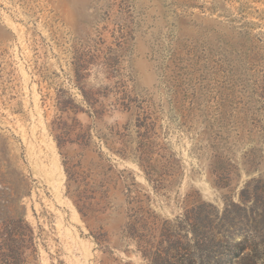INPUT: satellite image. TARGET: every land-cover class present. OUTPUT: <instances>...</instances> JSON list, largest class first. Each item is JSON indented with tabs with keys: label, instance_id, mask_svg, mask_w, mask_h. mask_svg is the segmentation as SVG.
<instances>
[{
	"label": "rangeland",
	"instance_id": "1",
	"mask_svg": "<svg viewBox=\"0 0 264 264\" xmlns=\"http://www.w3.org/2000/svg\"><path fill=\"white\" fill-rule=\"evenodd\" d=\"M82 89L105 95L97 129L135 119L110 105L124 94L151 116L156 153L180 166L172 188L94 131L139 202L114 189L82 217L49 126L57 94L80 104ZM201 204L223 245L200 248L176 220ZM15 206L33 228L26 264H264V0H0V222ZM140 239L170 258L147 257Z\"/></svg>",
	"mask_w": 264,
	"mask_h": 264
},
{
	"label": "trees",
	"instance_id": "2",
	"mask_svg": "<svg viewBox=\"0 0 264 264\" xmlns=\"http://www.w3.org/2000/svg\"><path fill=\"white\" fill-rule=\"evenodd\" d=\"M81 95L79 104L67 91H64V94L58 93L55 102L56 116L49 126L62 156L66 193L74 200L83 218L97 212V206L110 199L114 189L130 197V203L139 202L136 196L131 195L132 187L126 185L120 177L114 176L113 165L107 163L110 158H106L96 147L94 131L111 152L137 163L149 184L163 190L175 185L180 172V166L176 164L178 160L174 159V154L156 153V122L150 121L151 116L148 113L142 116L135 109L134 99L130 95L115 97L110 105L113 109L128 112L129 117L136 116L135 119H130L121 127L114 124L101 129H97V121L102 119L107 111L105 99L102 98L105 95L99 90L83 89ZM80 112L94 117L93 123L84 124L80 121L77 116ZM167 149L168 147H165V150ZM249 190L250 182L242 189L241 200L245 208L249 207L244 197ZM233 204L240 207L238 203ZM202 205L186 206L181 215L176 217L181 229L186 230V235L192 234L200 248L213 246L209 242L216 240L214 214L204 215ZM12 213L8 221L0 222V264H26L28 250L34 245L33 228L26 221L24 210H18L15 206ZM230 216L231 209L227 204L220 218L226 222ZM141 229L134 219L126 223L125 231L130 237L138 236L136 234ZM170 230L168 227H162L160 232L163 236H169ZM251 235L255 237V231L251 230ZM216 241L220 245L224 244L220 240ZM141 242L146 244L144 246L148 251L144 254L147 257L153 260L170 258L169 252L163 250L160 244L150 251L147 242L140 239L138 244Z\"/></svg>",
	"mask_w": 264,
	"mask_h": 264
}]
</instances>
